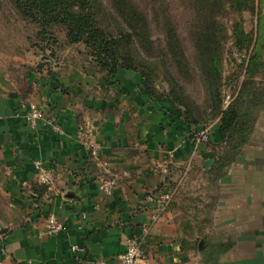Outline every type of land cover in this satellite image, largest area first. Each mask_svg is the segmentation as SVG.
Returning a JSON list of instances; mask_svg holds the SVG:
<instances>
[{
	"label": "crops",
	"instance_id": "0c3cea01",
	"mask_svg": "<svg viewBox=\"0 0 264 264\" xmlns=\"http://www.w3.org/2000/svg\"><path fill=\"white\" fill-rule=\"evenodd\" d=\"M54 69L31 75L23 93L0 78V181L8 202L0 264H117L136 236L153 264H264V112L238 149L216 122L211 140L197 142L199 129L141 90L138 74ZM25 100L43 106L63 132L17 116ZM87 120L96 155L79 137ZM35 160L56 171L52 188L37 184ZM200 164L218 179L208 214L186 216L175 202L160 211L172 181ZM106 180L115 181L111 194L101 189ZM51 212L65 229L41 236ZM73 244L87 253H73Z\"/></svg>",
	"mask_w": 264,
	"mask_h": 264
},
{
	"label": "rangeland",
	"instance_id": "374dc122",
	"mask_svg": "<svg viewBox=\"0 0 264 264\" xmlns=\"http://www.w3.org/2000/svg\"><path fill=\"white\" fill-rule=\"evenodd\" d=\"M98 1L106 28L125 27L113 0ZM129 1L144 16L145 35L143 39L132 37L120 49L144 73V80L155 97L174 101L186 112L190 125L201 129L217 122L219 99L223 98L225 103L230 96L232 100L245 83L247 91L241 109L252 113V117L256 114L260 109L257 102L264 101V0H247L243 11L234 10L224 2V8L216 9L215 16L207 19L203 16L198 19L197 10L201 6L198 0ZM196 21L210 24L209 30L217 40L214 50L220 69L217 76L213 77L202 63L206 49L198 44ZM207 23L202 28L207 29ZM240 24L248 34V47L243 50L239 49L235 35ZM56 67H60L59 71L76 68L85 74H111L98 63L86 44L68 40L65 26L53 25L44 33L38 23L20 13L13 0H0V78L23 93L31 75L57 72ZM246 121L250 123L252 119ZM83 125L90 126L93 134L91 121ZM215 131L213 126L212 133ZM252 134L253 130L249 136ZM219 167L216 166L217 171ZM205 168L208 166L200 164L199 168L183 170L170 184V189H176L171 204L179 203L186 216L203 217L209 212L208 204L218 179L206 175ZM7 204L0 181V215L6 214ZM195 227L199 234L205 232V225Z\"/></svg>",
	"mask_w": 264,
	"mask_h": 264
},
{
	"label": "trees",
	"instance_id": "16d2710c",
	"mask_svg": "<svg viewBox=\"0 0 264 264\" xmlns=\"http://www.w3.org/2000/svg\"><path fill=\"white\" fill-rule=\"evenodd\" d=\"M17 9L25 17L38 23L42 27V32H46L53 25H62L67 29V38L72 43L83 42L91 49L92 55L98 63L111 74H117L122 71L133 72L139 75L142 90L150 96L151 99L164 103L169 110L177 116L183 118L186 123L187 114L181 110L174 101L155 97L149 90V86L144 80V73L140 71L132 61L129 55L123 54L120 46L129 41L132 37L142 38L145 35V22L142 13L129 0H113L115 9L124 21L125 27L118 30H110L104 26L102 19V10L99 9L98 0H13ZM201 4L198 7V19L214 17L218 8L223 9L228 2L234 10L243 11L246 9L247 0H198ZM200 15V16H199ZM199 21V20H198ZM196 21L198 28V44L200 48L205 46L206 56H203V65L208 68L211 74L217 76L220 72L219 63L214 55L216 38L209 30L202 28L206 23L200 24ZM198 24V25H197ZM170 34H173L170 32ZM237 45L243 50L248 47V34L240 24L235 29ZM173 43V36L171 39ZM208 47V48H207ZM256 52L258 48L254 49ZM144 80V81H143ZM211 89V88H210ZM244 83L238 92L227 105L224 99H219L220 114L215 124L220 133L224 134V140L230 143L233 149H238L244 145L251 136L257 117L261 111H264V101L257 102L259 110L252 117V113L241 109V100L246 92ZM252 119L248 123L246 118ZM190 124V123H189ZM250 131V132H249ZM219 168H222L221 158L217 160ZM172 202V201H171ZM171 204V203H170Z\"/></svg>",
	"mask_w": 264,
	"mask_h": 264
},
{
	"label": "built area",
	"instance_id": "2783aa9c",
	"mask_svg": "<svg viewBox=\"0 0 264 264\" xmlns=\"http://www.w3.org/2000/svg\"><path fill=\"white\" fill-rule=\"evenodd\" d=\"M230 96L225 100V105H227L231 100ZM23 112H18L17 116L22 117L26 122L35 127L39 121H47L52 128L62 133L63 130L60 125L56 124L54 121L47 119L45 111L43 108L33 102H24L22 104ZM213 124L205 126L198 131H196L195 138L197 142H208L211 140ZM90 126L83 125L81 127V134L83 135V140L90 150L91 154L96 155L97 149L94 144L91 142L92 129ZM35 172H36V181L39 186H44L47 188H52L58 179L56 171L45 165L42 160H35L33 163ZM114 180H106L101 183V189L106 194H111L115 187ZM37 194L36 192H33ZM176 189H169L166 192L161 194V204L160 211L166 210L174 195ZM65 229V225L61 222L57 215L53 212L49 213L46 217V223L44 230L40 232L41 236H53ZM147 231V229H146ZM73 253L77 255H83L87 253V248L83 245L73 244L71 247ZM117 264H153L151 257L144 250V242L142 237H132L129 238L127 247L121 251L118 255ZM90 264H111L105 259H95L91 261Z\"/></svg>",
	"mask_w": 264,
	"mask_h": 264
},
{
	"label": "water",
	"instance_id": "95a60500",
	"mask_svg": "<svg viewBox=\"0 0 264 264\" xmlns=\"http://www.w3.org/2000/svg\"><path fill=\"white\" fill-rule=\"evenodd\" d=\"M7 231V228H5L2 224H0V233H4ZM204 247V240L202 239L199 243V248L203 249Z\"/></svg>",
	"mask_w": 264,
	"mask_h": 264
}]
</instances>
